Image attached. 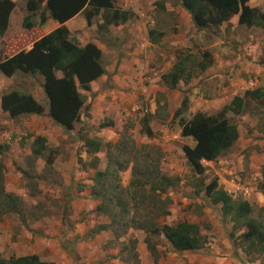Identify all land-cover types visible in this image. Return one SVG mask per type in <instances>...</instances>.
Returning <instances> with one entry per match:
<instances>
[{
	"label": "trees",
	"instance_id": "obj_1",
	"mask_svg": "<svg viewBox=\"0 0 264 264\" xmlns=\"http://www.w3.org/2000/svg\"><path fill=\"white\" fill-rule=\"evenodd\" d=\"M25 16L21 26L29 30L34 25H42L47 19L58 27L31 43L27 51L20 50L10 57L0 51V74L5 78L39 77L45 109L29 94L9 90L0 94V111L10 120L19 117L45 115L64 132L73 129L81 111H86L85 97L89 84L104 74L101 64V51L93 44L79 43L72 39L64 23L82 15L87 27L95 26V37L100 43L109 42L108 28L116 27L133 17L129 10L115 6V0H24ZM188 15L195 31H204L205 35L215 36L217 28L236 16L237 25L245 28H258L264 34V14L256 7H249L248 0H172ZM14 7L10 0H0V37L8 24V17ZM172 31V30H171ZM160 35V34H159ZM162 35V34H161ZM149 38L152 32H148ZM197 58L187 54L176 57L171 68L161 76L163 86L174 90L177 83L187 81L194 76L192 71L201 72L212 63L209 52H198ZM188 64V65H187ZM187 65V66H186ZM59 71L61 77H56ZM249 103L264 110V88L245 91L241 96H234L230 102L213 115L196 112L185 118L187 99L182 97L173 119L181 138L188 139L191 146L180 147L183 158L193 175L200 177L204 172L201 162H213L228 152L238 138L236 126L231 117L246 113ZM151 116L146 115L139 121L141 133L149 138ZM105 124H100L103 127ZM256 132L264 139V113L257 120ZM104 148L105 165L102 171L95 170L90 181L89 197L97 201L93 209L95 216L103 217L106 222L91 229V234L108 231L111 239L118 242V260L124 264H137L136 238L131 231H140L152 264L159 263L161 253L156 249V238H161L171 251H196L204 248L207 238L201 234L199 224L178 221L174 224L160 222L169 215L170 199L167 194L175 187L178 179L162 173L160 161L162 153L154 145L136 144L125 127L114 143L103 145L94 140H85L87 154L93 155L90 165L95 167L94 156ZM47 149L45 139L36 136L32 140L28 163L32 167L37 158ZM46 167L51 159L44 161ZM3 165L0 162V219L14 216L20 223L25 222L22 201L19 196L5 191ZM29 169V168H28ZM129 169V179L125 186L121 184V173ZM31 171V169H30ZM20 177L30 179L29 172L18 169ZM260 176L264 180V164L260 167ZM264 197L262 186L258 188ZM201 195L211 206H218L221 218L231 223L228 238L232 247L238 248L246 262L257 261L264 264V200L253 211L251 205L241 199H232L218 185L215 178L208 182L200 180L193 192ZM238 232L235 236L234 233ZM91 236L88 238L90 239ZM0 264H52L40 260L36 255L10 256L0 255Z\"/></svg>",
	"mask_w": 264,
	"mask_h": 264
},
{
	"label": "crops",
	"instance_id": "obj_2",
	"mask_svg": "<svg viewBox=\"0 0 264 264\" xmlns=\"http://www.w3.org/2000/svg\"><path fill=\"white\" fill-rule=\"evenodd\" d=\"M10 1L13 2L14 7L9 14L6 31L0 37V51L6 57H10L20 50L27 51L33 41L58 27L56 22L47 19L42 25L35 24L34 27L29 30L23 29L21 22L25 16V1ZM158 1L159 0H120L118 4L119 7L115 6L121 10H129L132 12L133 17L121 25L116 27L110 26L108 28V37L110 40L107 42V45L96 40L95 26L92 24L87 27L80 14H77L63 24L68 30L70 37L75 39L79 45L82 46L90 42L101 51V63L103 62L104 74L89 84L90 90L88 93L81 92L85 97L83 105L86 106L87 109L85 112L83 110L81 111L78 122L74 124L71 131L64 132L60 127L52 123L45 115H29L19 117L18 119H25L28 123L29 121H37L39 124H47L49 122L54 125L53 131L55 137L43 132L41 125H39V130L34 133V136L30 137L28 147L23 149L24 153L27 155V158L25 159L26 168H29V170L31 169L32 171L34 169L33 166L35 161L39 159L37 158L34 161L32 167L28 163L30 147L34 137H43L45 139L46 147H59V153L52 159L47 172L58 177L60 179V184L52 185L49 179H47L44 184L49 188L54 186L58 187V190L66 192L68 194L69 205L72 207L73 212L69 217L70 222L62 224L61 220L56 221L57 229L52 234L48 233L49 226L46 224L42 225L40 222L37 224V227H41L43 230L42 233H34L25 229L21 234L20 243L14 241L16 235L13 232L14 225L19 222H16L13 218L4 220V217H1L0 255L3 245H8L10 254H12L10 256L19 257L36 255L40 260L52 264H74L73 257L75 255V249L77 247L78 249L82 247V245H79L81 244L80 240H82L81 233L85 229L89 227L91 228L94 223L98 224L99 222H106L103 217L94 215L93 209L97 204V201H94L89 197V187L91 185L90 179L95 170L102 171L105 165L104 148L101 146L100 150L94 155L97 158V162L95 167H92L90 161L93 158V155L85 152V140H94L96 142H103V144L106 142L114 143L117 140L119 133L124 129L122 128V123L124 121L137 119L139 122L143 117H124L122 111L138 105L135 104V100L140 95H143L144 99H147L150 93L157 89V86L168 91L163 86L160 78L171 68L175 61L171 52L177 49L178 46H185L186 42L191 37V34L198 32L199 37L202 34L204 47H199L196 50L199 52H209L212 57V63L205 70L197 72L194 76H191L189 81L180 80L177 83L176 88L170 91L174 98L173 103H175V99L180 103V97L181 99L182 97H185L187 99V104L190 103L189 107L187 105L186 112L188 113V116L185 118H190V116L196 112L213 115L223 106L227 105L232 97L241 96L243 94L241 89L246 82H241V80L245 76H253L254 78H257L260 83L264 84V65L261 66L255 62L261 54L260 48L264 45V34L260 29L238 26L236 22L237 18L236 16H233L217 28L215 36H208L205 35L204 31L194 30L189 15L177 4V9L174 10L168 7L165 3ZM246 4L249 7L258 8L264 14V0H248ZM114 29H116L115 32ZM149 31L152 32L151 38L148 36ZM18 45H21V47L14 52L13 49L17 48ZM239 51L246 52V55L251 57V64H242L238 62L237 58L232 56ZM104 53H109V58H107L105 62L106 64L103 61ZM153 64L161 66L152 67ZM55 76L61 77V73L56 71ZM0 77L7 81H16L15 84H13L14 87H9L8 90L2 92L17 90L21 93L29 94L33 99L39 101V99H37L29 90L24 91L18 89L20 84L17 80L25 77L15 76L12 78H5L1 74ZM28 78L35 79L38 86V93L44 101V103L41 104L45 109V100L41 88L39 87V84L41 83L40 78L37 76ZM157 80L158 82L154 85V82ZM141 83L146 85V87L140 85ZM256 88L254 84V87L251 90ZM211 91L217 93V99L211 102L214 104L212 110L207 106V100H205V95ZM2 92H0V94ZM177 108V104L174 106L168 103L166 115H164L166 121L160 124V127L157 129L160 134H157L155 137H153L155 131L150 122L152 118H159L156 112H151L154 107L151 108L150 113H153L154 116L153 114H150L151 118L148 125L152 135L149 138L146 137L148 139L146 144L153 145V142H151V138L153 137L152 141H154L155 144L158 143L159 147H156L160 149L161 153L163 150L161 149V146L164 143L173 144L171 141L174 139H184L180 137L177 125L175 131H170L169 125L166 126L170 121H174L173 113ZM12 121L13 120L7 118L6 114L0 111V125H8ZM104 122H106V124L100 128L99 125L102 123L104 124ZM254 133L257 135V140L264 141V139L260 138L256 129ZM247 141L249 142V140ZM15 149H19V147H15L14 145L0 146V159H2L1 163L3 165L2 173L4 175L5 191L13 194L15 193L16 188L10 186L9 183H6L5 177L11 175V173L14 176V169L11 167L9 161L13 159L12 157L14 156H12V152L14 153L16 151ZM76 152H79V157L82 159L79 164L75 158ZM213 162L202 161L201 164ZM235 171L236 170L232 168L228 170V173H235ZM125 172L128 174V177H126L128 182L129 169L123 173ZM16 175L18 178V173H16ZM254 177L257 178L249 177L247 178L248 180H240L235 176L233 177L234 181L232 179H221L218 183V180L216 179V182L226 194L228 190L234 188V184L237 180L250 186H255V201L257 203H262L264 198L257 188L259 185L258 181L261 179L260 169L259 173L254 174ZM255 179H257L256 182H250ZM80 181L86 184L88 183V185L77 190L76 182ZM71 193H73V195H71ZM167 196L170 199V204H174L177 195L174 194L172 198L171 193L168 192ZM200 197L202 198L201 195ZM203 201L211 206L206 200L203 199ZM211 207L216 208L217 215L220 219L225 220L226 222L228 221L227 218H221L217 205ZM168 216L159 219V221L168 225L174 224L169 221H164ZM90 217H96L98 221H88V218ZM209 221L212 225V229L206 228L205 230H201V234L205 235L207 238L204 248L196 251L174 252L171 251L168 248V245L164 242L166 249L170 254L164 259L161 257L159 263L238 264V259L234 256L236 253L237 257H242L244 260L245 257L239 250H233L228 238L231 223L229 221L227 225L223 223L224 225H222V228L216 226L217 218L211 220L210 217ZM191 223L199 224L198 221ZM102 233L103 232H100L94 237L96 243L100 242L99 237ZM143 237L144 234L141 232V238H136V251L140 256L141 264H152L151 259L146 252L145 245L142 242ZM106 238H108L107 234ZM109 239H111V237H109ZM88 240L91 241L93 239L90 238ZM93 243L94 242H92V244ZM244 262L248 264L246 260ZM253 263L258 264L257 261L249 264Z\"/></svg>",
	"mask_w": 264,
	"mask_h": 264
},
{
	"label": "rangeland",
	"instance_id": "obj_3",
	"mask_svg": "<svg viewBox=\"0 0 264 264\" xmlns=\"http://www.w3.org/2000/svg\"><path fill=\"white\" fill-rule=\"evenodd\" d=\"M119 2L120 0L115 1V5L117 7H119ZM158 2L165 3L168 7L174 10L177 9L176 4L172 0H159ZM115 30L116 29H114V32ZM20 47L21 45H18L17 48L13 49V51L15 52ZM199 47H204L202 34L199 37L198 32H195L191 34V37L186 42L185 46H178L177 49L171 52L172 57L173 59H175L176 57L182 58L183 55L187 54L192 58H197L199 55V51L196 49H198ZM260 50L261 54L258 59L255 60V62L263 66L264 45L260 48ZM108 54L109 53H104V63L106 62L107 58H109ZM232 56L237 58L238 62L242 64H251V57L246 55V52L239 51ZM101 64L103 66V62ZM156 64H153L152 67L161 66ZM192 72V74L195 75V71ZM248 80H252L254 82L255 88H264V84L260 83V81L253 76H245L241 80V82H245ZM17 81L20 84L18 89H22L24 91L29 90L37 99H39V101H37L39 104L44 103L43 99H41V95L38 93V86L34 78L30 79L28 77H25L23 79H18ZM15 82L16 81H7L0 77V92L8 90L9 87H14L13 84H15ZM157 82L158 80L154 82V85ZM140 85L146 87V85H144L143 83H141ZM216 94V92L211 91L210 93L205 95V100H207L206 104H208L207 106L210 107L211 110L212 108H214V104L211 102L217 99ZM173 100L174 98L172 97V92L165 91L160 86H157V89L152 91L147 99H144L143 95H140L136 98L135 104H138L139 106H146L148 109L147 114L149 115L153 114L150 113V111L151 108L154 107L153 111L151 112H156L159 118H152L150 122V124H152V128L155 131V135H153V137H155L157 134H160L157 129L160 127V124L166 121V117H164V115H166L168 103L170 105L175 106L177 104L179 106V101L175 99V103H173ZM187 105L189 107L190 103ZM245 111V114L231 117V122L236 126L238 132V140L235 145L228 152L221 155L213 163H202L204 172L200 177H196L195 175H193L190 168L187 166L180 150V147L183 144L187 146L191 145L190 140L177 138L171 141L173 144L164 143L161 146V149H163L162 158L160 161V169L162 173L178 179L177 185L169 190L172 198L174 194L177 195V198L174 204H170V215L167 219L164 220L165 222L169 221L171 223H175L180 220H187L188 222L198 221L200 226L205 230L206 228L212 229V225L209 221V218L211 217V220L217 218V224L215 223L216 226L222 227V225L224 224L227 225L228 221L226 222L225 220H222L220 219V217H218L215 207L207 205L200 197V195L194 196L193 192L200 180L203 182H208L210 179L215 178L219 183L221 179L233 180V177L235 176L240 180H244L249 177L257 178L254 177V174L259 173V167L264 164V141L257 140V135H255L254 131L256 122L261 118V113H264V110L257 109L254 104L249 103ZM187 116L188 113L186 112L184 114V117ZM104 124H106V122H104ZM39 125H41L43 132L50 134V136L52 137H55L53 131L54 125L49 122L47 124H39V122L37 121H29L28 123L25 119H16L8 125H0V146L14 145L15 147H19V149H15L16 151L14 153L12 152V156L14 157H12L13 159L9 161L11 167L14 169L13 174L15 177L12 175V173L11 175L5 177V182L9 183L10 186H14L16 188L14 194L20 197L22 201L23 215L25 216L24 223L19 222L13 227V232L16 235V239L14 241L18 243L21 242V234L25 229L34 233H42L43 230L41 229V227H37V224L39 222L42 225H48V233L52 234L57 229L56 221L61 220L62 224L70 222L69 217L73 212L72 207L69 205L68 194L66 192L58 190L59 188L54 186H51L49 188L44 184L47 179L51 181L52 185L60 184V179L58 177L50 174V172H47L49 167H46L44 163L47 158H50L52 161L55 155H58L59 147H47V149L42 153V157L35 161V164L33 166L34 169L30 171L26 168L25 159L27 158V155L24 153L23 149L28 147L30 137H33L34 133L39 130ZM168 125L170 131L176 130V120L170 121L166 126ZM125 127L129 130V133L136 144L147 143L148 139L141 133L139 122L137 121V119L124 121L122 123V128ZM152 138L151 142H153V145L159 147L158 143L155 144L154 141H152ZM247 140H249V142ZM100 143L103 144V142ZM79 155V152H76L75 158L78 164L82 160ZM0 162H2V159H0ZM232 168L236 170L235 173H228V170ZM18 169L26 170L27 172H29L30 179H22L20 177ZM16 173H18V178ZM126 177H128V174L126 172L121 174L120 180L123 185H125L127 182ZM256 181L257 179L250 182ZM258 182L259 185L257 186V188H259L261 185L262 190H264V180H262L261 178ZM87 185L88 183L86 184L82 181L76 182V189L80 190ZM71 195H73V193H71ZM262 203H257L254 196V201L251 202L250 205L253 211H255L261 206L260 204ZM8 218L15 219L14 216H4L3 219L7 220ZM88 221L96 222L98 220L96 219V217H90L88 218ZM16 222L18 221L16 220ZM98 224L102 223L99 222ZM98 224L94 223L91 228L89 227L81 233L82 240H80L81 244L79 245H82V247L80 249H78V247L75 249L73 263L124 264L123 262L118 260L117 257L119 241L108 242V240H110L109 237H111L108 231H105L100 235L99 243H96V241H94V237H96L98 233L94 235L90 232L91 229H93ZM106 234L108 235V238H106ZM237 234L238 232L236 231L234 235L236 236ZM89 236H91L90 238L93 240H88ZM131 236L140 239L141 232L131 231ZM92 242L94 243L92 244ZM153 242H155L156 249L159 253H161V257L163 259L169 256L170 253L166 249V245L161 238H156L153 240ZM233 250L238 251L239 249L233 248ZM236 254H234V256L238 259V264H246L244 262L245 259L243 260L242 257H237ZM1 255L4 258H8L10 255H12L10 254V251L8 249V245H3ZM140 261L141 259L138 254L137 264H141Z\"/></svg>",
	"mask_w": 264,
	"mask_h": 264
},
{
	"label": "built area",
	"instance_id": "obj_4",
	"mask_svg": "<svg viewBox=\"0 0 264 264\" xmlns=\"http://www.w3.org/2000/svg\"><path fill=\"white\" fill-rule=\"evenodd\" d=\"M253 87H254V82L252 80H248L245 82L241 90L244 93L245 91L251 90ZM147 113H148L147 107L139 106V105L129 107L128 109L122 111L124 117H131V116L144 117L147 115ZM254 193H255V186H250L248 184L241 182L240 180H237L232 190L227 191V195L230 196L231 198L241 199L248 203L253 202Z\"/></svg>",
	"mask_w": 264,
	"mask_h": 264
}]
</instances>
